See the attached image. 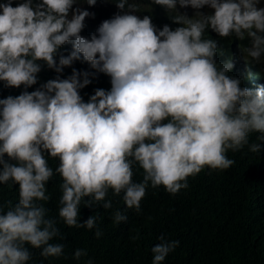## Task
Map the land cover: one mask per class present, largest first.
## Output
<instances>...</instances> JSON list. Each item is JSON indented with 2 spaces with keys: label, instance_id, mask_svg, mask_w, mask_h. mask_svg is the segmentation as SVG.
<instances>
[{
  "label": "clouds",
  "instance_id": "1",
  "mask_svg": "<svg viewBox=\"0 0 264 264\" xmlns=\"http://www.w3.org/2000/svg\"><path fill=\"white\" fill-rule=\"evenodd\" d=\"M138 1L104 13L100 0H0V186L18 185L15 202L0 195V264L67 258L61 223L100 238L99 213L81 223L80 209H112L109 193L139 214L149 187L176 195L231 167L230 150L261 151L249 144L264 141L261 0ZM158 240L151 264L180 244Z\"/></svg>",
  "mask_w": 264,
  "mask_h": 264
},
{
  "label": "trees",
  "instance_id": "2",
  "mask_svg": "<svg viewBox=\"0 0 264 264\" xmlns=\"http://www.w3.org/2000/svg\"><path fill=\"white\" fill-rule=\"evenodd\" d=\"M100 1L104 13L109 6H116L113 0ZM260 4L264 5V0ZM199 11L211 14L214 10L204 6ZM238 40L243 47L250 46L249 37ZM252 143L261 144L259 153H252L247 145L237 152L230 150L227 156L234 160L231 167L206 168L190 177L189 187L176 195L167 193L163 186L149 187L139 214L128 209L122 197H112L111 193L112 209L82 205L79 221L99 213L97 223L103 235L96 238L95 229L68 228L61 223L58 226L66 240L57 242L65 244L67 258L50 257L43 264H85L87 259L93 264H151L150 250L160 242L161 234L180 241L162 264H264V141L250 134L249 144ZM49 163L53 168L58 165L56 160ZM141 179L142 171L137 168L134 180ZM58 182L57 176L46 185L51 193L46 207L53 217L57 216L60 196ZM17 187L0 186V195L15 202ZM114 210L123 211L127 222L115 225L111 218ZM78 248L88 251V256L80 261L72 259ZM41 259L37 251L33 257L35 264H41Z\"/></svg>",
  "mask_w": 264,
  "mask_h": 264
}]
</instances>
